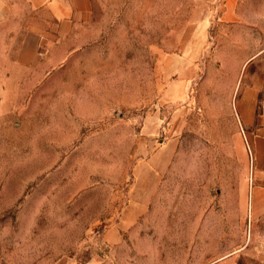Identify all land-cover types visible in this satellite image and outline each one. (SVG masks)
<instances>
[{
    "label": "rangeland",
    "instance_id": "1",
    "mask_svg": "<svg viewBox=\"0 0 264 264\" xmlns=\"http://www.w3.org/2000/svg\"><path fill=\"white\" fill-rule=\"evenodd\" d=\"M225 1L95 0L61 36L0 0V264H264L223 146L264 0Z\"/></svg>",
    "mask_w": 264,
    "mask_h": 264
},
{
    "label": "crops",
    "instance_id": "2",
    "mask_svg": "<svg viewBox=\"0 0 264 264\" xmlns=\"http://www.w3.org/2000/svg\"><path fill=\"white\" fill-rule=\"evenodd\" d=\"M26 1L32 9H46L56 20L57 33L63 36L71 27L91 17L95 0ZM228 3V0L223 3L226 7L223 16L227 17L231 16ZM26 33L38 38L40 32L29 29ZM35 48L33 46V50ZM257 50L258 53L253 52L247 56L243 66L237 65L232 75L225 79L226 87L230 90L229 97L234 98L233 108L237 121L235 118L232 141L223 142V146L228 149L230 145V150L234 148L239 157L236 186L241 209L247 211L250 225L264 224V108L259 109L257 105L259 93L264 90V47ZM248 146L253 159L250 165Z\"/></svg>",
    "mask_w": 264,
    "mask_h": 264
},
{
    "label": "built area",
    "instance_id": "3",
    "mask_svg": "<svg viewBox=\"0 0 264 264\" xmlns=\"http://www.w3.org/2000/svg\"><path fill=\"white\" fill-rule=\"evenodd\" d=\"M248 151H249L250 156L252 157L251 150H250L249 146H248Z\"/></svg>",
    "mask_w": 264,
    "mask_h": 264
}]
</instances>
